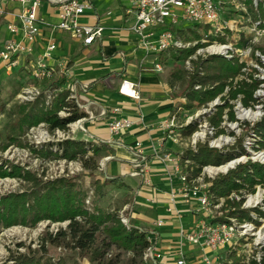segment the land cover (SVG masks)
I'll list each match as a JSON object with an SVG mask.
<instances>
[{
  "label": "built area",
  "instance_id": "1",
  "mask_svg": "<svg viewBox=\"0 0 264 264\" xmlns=\"http://www.w3.org/2000/svg\"><path fill=\"white\" fill-rule=\"evenodd\" d=\"M8 1L0 0V19L9 14L5 6ZM14 1L20 3L22 6L21 10L15 14L16 18L7 23V29L11 34V38H8L0 45V60L7 62L6 72L8 75H11L12 68L20 65L21 56H30L33 53L43 28L47 27L50 30V36L47 38V44L42 56L36 61L29 60L28 64H26V60L22 66L25 68L31 66V77L38 80L40 84L24 86L20 91V96L23 97V101H35L42 95L41 90L46 88L45 93L47 94L45 98L50 103L58 92L64 89L69 90V99H72L87 113L86 117L71 122L67 131L61 130L66 135L65 139H73L75 137L72 134L76 133L77 130L87 132L84 122L89 116L92 102L82 101L80 96L88 91V86L70 80L66 62H61L59 66L51 65L48 62L52 58V53L57 49L55 33L58 31L66 32L71 38L80 41L83 46L87 47L102 39L106 26L99 22L100 17L98 14L92 16L90 22L85 23L81 21V18L85 16L87 11L93 8L91 0H58L56 6L58 8L59 20L56 23H49L44 16L39 14L41 0ZM128 1L129 5L126 13L134 16L128 26V30L139 37V48L145 52L146 57L152 54L157 55L156 60L148 61L153 64V70L156 72L164 70L163 61L159 57L161 54L174 50H187L194 47L197 43L211 42L208 47H205L212 50L210 55L232 59L238 57L235 55L237 51L244 52L246 51L244 49H251L257 35L264 33V18L260 12L264 8V0ZM234 9L238 11L241 17L245 18V22L250 24L248 28L243 27L244 30H240L239 32L240 34L245 33L252 36L250 44L242 46V50L238 49L237 44L232 41V39L237 41L241 38L240 34V37L232 36L227 38L224 43H220L219 41L220 37L225 35L227 28L231 27L228 15ZM111 14V12L107 13V15ZM183 20L199 23L193 29L202 35L200 40L193 42L185 39L183 32L187 34L191 32L190 29H172L174 24ZM237 22L242 24L241 21ZM205 26L209 27V32L200 31L199 28L203 29ZM217 44H219V48L216 49ZM201 47L204 46L202 45ZM195 52L186 59L188 67L191 66ZM255 55L257 59L263 58L264 60V55L260 52L255 51ZM239 58L244 59L243 57ZM260 62L263 64L262 60ZM248 68H245V70ZM56 75H64L66 77L65 85L61 87L52 85L58 77ZM46 81L47 83L50 81V83L45 84L44 82ZM195 88H200V85H197ZM119 93L138 102L141 100L140 84L126 78L121 80ZM121 112L120 107H114L110 113L108 109L103 108L101 115L107 116L108 113L110 115L108 130L111 137L106 140L103 138L91 139H96L98 143L107 144L111 147L121 146L125 148L130 154L129 162L134 166L132 175L139 178L140 187L143 189L150 188L156 194L159 190L152 183L151 169L148 163L149 158L142 149V143L136 142L134 147L129 148L120 139L122 133L133 124V121L122 116ZM65 113V111L60 112L61 115ZM177 114V112L173 111L169 120L159 125L164 136L151 142V156L155 161L162 164V171L170 183V190L166 194L168 198L167 212L180 216L179 201H182L187 206H195L192 210L194 214L201 213L198 220L192 226H189V228L185 229L181 226L180 246L172 254L175 257V264H187L186 244L199 248L201 251L200 264H232L233 261L229 258V253L224 256L219 253L221 249L225 248L229 252L235 251L238 253L243 264H261L264 255V218L259 217L255 210L257 208L264 210V186L258 185L254 192H232L227 197L218 198H215L209 192L212 180L235 169L241 163L242 158L245 159L242 163H246L250 160L248 159L249 157L245 154V156L236 157L219 166L205 165L200 172H195L196 165L194 162L184 157L186 151L197 150L198 142L204 141L207 137L213 138V141L210 143L211 146L208 144L212 148L224 149L223 147L227 144L219 142L222 141L223 134L217 135L216 129L210 125L206 130L200 128L188 136L190 138V141L187 143V146L190 147L188 150L173 152L165 149V144L168 140L178 145L182 143L183 137H185L183 130L177 131L175 129ZM140 120L143 124L145 123L144 115H141ZM40 125L47 126L44 123ZM59 130L57 129V132H61ZM44 134L46 138H49L47 132ZM104 158L108 162L114 159V156L109 155ZM105 178L110 179L107 176ZM149 200L153 202L154 197L149 198ZM228 200L232 202L242 201L241 209L248 210L253 219H258L260 223L257 224L251 220H240L239 218L229 216L228 212L231 208L229 206L226 207ZM127 207L128 204L123 207L120 216L124 224L133 226L123 216L126 213ZM164 224L165 220L159 218L152 223L149 229L137 226L148 233L149 245L145 251L144 259L150 264H162L163 262L164 254L157 248L156 238L159 234V228ZM209 250L217 251L218 255L216 257L210 256L208 254Z\"/></svg>",
  "mask_w": 264,
  "mask_h": 264
},
{
  "label": "rangeland",
  "instance_id": "2",
  "mask_svg": "<svg viewBox=\"0 0 264 264\" xmlns=\"http://www.w3.org/2000/svg\"><path fill=\"white\" fill-rule=\"evenodd\" d=\"M41 4L46 6L47 0H41ZM228 16L231 27L227 28L225 35L220 37V43H224L227 38L232 36L240 37V30H244L243 27L248 28L250 26L249 23L245 22V18L239 15L236 9L231 11ZM58 20V15H53L51 17V22H58ZM237 21H241L242 24ZM197 25H199L198 22L183 20L174 24L172 29L189 30L195 28ZM199 29L201 32H209V27L207 26L203 27V29ZM183 33V36L187 41H197V38L194 37V34L191 32L187 34L185 32ZM199 35L200 40L202 35L200 33ZM55 37L57 39V44H59V41L79 44L78 40L70 38L60 31L55 33ZM8 38H11V36L6 30V26L2 25L0 31V45H2ZM209 44H211V42L195 44L194 47H196V52L193 55L190 67H188L186 60H168L166 63L163 62L164 70L159 73H143L141 79L138 72L130 73L132 75L131 79L133 78L134 80H139L141 82L142 105L159 108L158 110H155L153 114L147 115V123L152 124L154 127L161 125L169 120L168 116L170 110L173 113V106H177L178 114L175 127L177 131L183 130L192 123L197 124V129L201 128L206 130L210 127L211 118L215 116L216 113L218 114V105L225 103L223 99L218 97L205 106L198 107L197 109L194 108L192 112L187 109L184 111L182 110V107L178 105L182 100L181 95L191 86L192 77L196 73H203L202 71H197L194 62L212 57V55H210L212 50L205 48L206 46L208 47ZM202 45L204 47H201ZM253 45L259 48L256 52L258 51L264 55V51L260 49L264 48V33L262 35H257L254 39ZM75 46L77 47V45ZM218 46L219 44H217L216 49L219 48ZM238 47V49H243L242 46L238 45ZM43 49L44 48H41V44H39V47L36 50L34 49L35 51L32 56L35 60H38L42 56ZM244 50L246 51H237V54L235 55L243 57L244 59L251 58L254 48L251 47V49ZM26 57V55L21 56L20 65L12 68L11 75H8L6 72L7 62L0 60V163L9 166L12 170H19L18 172L21 174L20 176L0 177V198L2 196L23 193L25 191L31 192L33 181L27 179V177L25 178V175L34 176L39 180H43V182L62 177L73 178L78 182L79 187L86 191V206L91 211L94 210L96 202L98 206L100 205L104 210L114 212L122 205L124 197L128 195L129 203L125 211L126 213H124L123 216L129 220L132 225H134L135 221H138V224L140 225L141 222H143L142 219H145L144 217H150L148 214L149 211L152 212L150 208H152L154 212L159 206L146 203V198H139L141 194L138 195L137 190H142L143 188L140 187V180L132 175L134 172V166L129 162L128 158L122 157V159H120L121 157H117V154L114 152L110 155L114 156V159L107 162L103 157L99 161L97 170H92L86 168L83 165V160L80 158L73 160L63 157L49 159L39 154L42 150L51 147L53 150H56L58 148V143L63 141L66 138V135L61 130H59L61 132H57V129L50 130L44 125L27 127V124L25 123V125L22 126L24 113L28 112L30 105L33 104L32 102L36 101H23V97L20 96L21 87L24 84L26 86V84L31 81L25 78V76H28L29 74H26L25 71L22 70V66L26 62ZM73 59L74 66L70 70L73 80L77 79L84 83L97 77L98 74L95 73V71H91L90 74L87 73L89 69H92V64L97 62L96 58H90L87 54L80 53ZM88 60L90 64H84V62ZM260 60H262L263 64H261ZM81 62H83V64ZM248 67L246 70L247 73H252L255 77L264 80L263 58L257 59L256 56L252 57V59L248 61ZM26 70L32 72V67L30 66L29 68H26ZM21 80H23V83L20 82ZM110 83L115 87L113 81H110ZM228 90L229 88L226 89L224 94H227ZM45 92L46 88H43L40 97H45L47 94ZM256 95L260 100L264 101V84L256 92ZM241 98L242 97H239V99H231L230 97H227V100H230L229 104L233 105V110L238 121H230L227 114L223 116L221 127L224 129V133L222 135V141L219 142L227 144L223 147L225 152H231L233 154L241 152V154H243L241 156H245L246 154L249 157L248 159L264 163V149L257 150L258 139L255 138L251 129L264 116V105H256L255 108H245L241 103ZM103 101H106V104L109 103V105H113V102H111L109 98H106V96ZM171 107L173 108L171 109ZM225 112H228V109H226ZM246 112L256 113L257 115L253 119L247 118L245 116ZM148 119L151 121L149 122ZM45 132L49 134V138L45 137ZM76 134L86 140L98 142L96 139H90L87 134L83 135L82 132L79 133L78 130L76 133H73L72 136L77 138ZM10 135H13V137L16 138L15 141L10 142ZM183 135L185 137H183L182 143L178 145L168 140L165 144L167 149L173 152L188 150L190 147L187 146V143L190 141V138L186 133ZM132 137L133 135L131 134V138ZM141 139L143 138L140 137V141ZM212 139L213 138L211 137H207L204 141L198 142L197 145L198 147L206 143L210 145L213 141ZM226 140H228V142H226ZM240 144L242 147L239 146ZM114 148L117 149V147ZM143 148L147 149L148 147L144 146ZM243 149L245 152L241 151ZM35 150H37L38 153ZM90 154L92 153L90 152L89 155ZM239 155L240 153L238 154V157H240ZM244 160L245 159L242 158L241 163ZM158 174L161 175L162 173ZM105 176L110 179L119 178L120 182H111V180L109 181ZM163 178H165L164 174ZM153 179L154 183L159 185L160 178L153 176ZM97 180H100V183L102 184L104 183L103 191L106 192L104 197H101L97 193L95 184ZM166 189H168V187ZM135 195L137 198H135ZM134 199H136V205ZM200 215L201 213L194 214L188 212L182 217L184 226H192L194 222L198 220ZM155 217L156 216L153 213L151 218L153 219ZM68 223V221L54 222L52 220H42L36 225H31L30 221L25 224L19 223L11 226H4L3 223H0V264H16V262H18L23 256L35 257V260L42 264L47 261L53 262L54 264H58V262L62 264H102V262L106 263L108 261L113 262V264H146L143 263L140 258L136 259L131 252H124L114 247L109 248L107 256L102 259L101 263L100 261L92 262L86 257H81L78 249L72 248L71 246L57 245L48 240L46 237L48 234L56 236L60 230L67 229ZM143 227L145 229L150 228V226L146 225H143ZM171 234L170 237L175 243H177L178 237L174 233ZM104 237L105 236L101 234L99 240H103ZM219 253L224 256L225 254H228L229 251L225 248L221 249ZM208 254L212 257H216L218 252L209 250ZM148 264L150 263L148 262Z\"/></svg>",
  "mask_w": 264,
  "mask_h": 264
},
{
  "label": "trees",
  "instance_id": "3",
  "mask_svg": "<svg viewBox=\"0 0 264 264\" xmlns=\"http://www.w3.org/2000/svg\"><path fill=\"white\" fill-rule=\"evenodd\" d=\"M260 12L264 18V8ZM190 31L199 40V32L194 29H190ZM240 35L241 38L237 41L232 39V41L237 46H248L252 36L245 33ZM253 48L252 56L249 59H241L239 57L228 59L223 56L212 55L209 59L194 62L197 71H202L203 73H196L191 79V86L181 95L182 100L178 105L182 107V110L185 111L187 109L192 112L194 108L205 106L218 97L223 99L225 103L218 105V114L216 113L210 120L211 125L217 131L216 134L220 135L224 133L221 123L225 114H227L230 121H238L233 105L229 104L230 100H227V97L231 99L242 97L241 103L245 108H255L256 105H264V101L260 100L256 95V92L264 84V80L255 77L252 73H247L245 70L248 61L256 56L255 51L259 49L254 45ZM260 49L264 51V48ZM195 50L196 47L184 51L174 50L167 53L168 56H166L167 54H161L159 57L164 62L168 60H186ZM26 74L29 75L25 76V78L31 80L30 83H27L28 85L40 84L38 80L31 77L30 72H26ZM20 82L23 83V80ZM65 82L66 77L59 75L52 85L61 87L65 85ZM44 83L48 84L50 81ZM197 85H200V88L196 89ZM24 86L25 84L21 89ZM227 88L229 90L227 94H224ZM69 96L70 91L64 89L58 92L50 103L47 102L45 97L38 98L35 102H32L33 104L30 105L29 111L24 113L22 126L26 123L27 127H35L44 123L50 130L60 129L67 131L71 122L87 116V113L72 99H69ZM177 109V106H175L174 110H172L177 112ZM226 109H228V112H225ZM61 111L66 113L61 115ZM251 129L255 138L258 139L257 150L264 149V116ZM196 130L197 124L192 123L184 128L183 132L191 135ZM9 138L10 142L16 139L13 135H10ZM239 146L242 147L241 144ZM35 151L38 153L37 150ZM241 151L245 152L244 149ZM90 152L92 154L89 155ZM114 152L115 149L107 144L83 138H71L64 139L58 143L56 150L51 147L42 150L39 154L49 159L63 157L73 160L80 158L86 168L97 170L99 161ZM239 153V156L243 155L241 152ZM238 154L225 152L224 149L212 148L206 143L199 146L197 150L186 151L184 157L194 162L196 165L195 172H200L205 165L219 166L235 159ZM18 171L0 163V177L20 176L21 174ZM24 177L33 181L31 192L25 191L0 198V223H3L4 226L19 223L25 224L28 221H30L31 225H36L42 220L68 221L66 230H60L56 236L48 234L46 236L48 240L57 245L71 246L78 249L81 257H86L92 262L100 261L101 263L102 259L107 256L109 248L114 247L124 252H131L136 259L140 258L143 263L148 264V261L144 259L145 251L149 245L147 231L141 230L134 225L128 226L124 224L120 216L123 207L129 203L128 195L124 197L122 205L114 212L104 210L96 202L94 210L91 211L86 206V191L81 189L78 182L73 178L62 177L43 182V180H39L34 176L25 175ZM108 180L120 182L119 178ZM95 184L98 195L104 197L106 195V192L103 191L104 183L102 184L100 180H97ZM258 185L264 186V163L248 160L246 163L238 164L235 169L227 174H222L212 180L209 192L215 198L227 197L232 192H254ZM226 203V207L229 206L231 208L228 212L229 216L240 220H251L257 224L260 223L258 219H253L248 210L241 209L242 201L232 202L228 200ZM255 211L259 217L264 218V210L257 208ZM101 234L105 237L100 241ZM228 256L233 261L232 264H243L240 256L235 251H230ZM132 260L134 261L133 258ZM16 264L42 263L35 260V257L23 256ZM44 264L54 263L47 261ZM58 264L62 263L58 262ZM102 264H113V262H102ZM261 264H264V255Z\"/></svg>",
  "mask_w": 264,
  "mask_h": 264
},
{
  "label": "crops",
  "instance_id": "4",
  "mask_svg": "<svg viewBox=\"0 0 264 264\" xmlns=\"http://www.w3.org/2000/svg\"><path fill=\"white\" fill-rule=\"evenodd\" d=\"M57 1L58 0H47L46 6H43L42 4L40 6L39 14L44 16L49 23H56L51 22V17L53 15H58V8L56 6ZM91 1L93 4V8L87 11L85 16L81 18V21L85 23L88 21L90 22L91 17L95 14H98L100 17L99 22L106 26L102 39L87 47L83 46L80 41L79 44L59 41V44H57V49L54 51V53H52V58L48 60V62L54 66H59V64L63 61L66 62L67 68L69 70V78H71L70 80L82 83L80 80L72 79L70 70L74 66L73 58L80 53H85L90 56V58L93 57L97 59V62L92 64V69H89L87 72L90 74L91 71H95V73L98 74L97 77L90 79L89 82L82 83L88 86V91L81 94L80 97L83 102H92V104L90 106L89 116L84 122V125L87 128V132L79 131V133L82 132L83 135L87 134L90 139L96 137L103 138L105 140L109 139L111 137L108 130V121L110 119L109 113L114 107H120L122 110L121 115L133 121L132 126L122 133L120 139L122 142L128 145L129 148L134 147L136 142H141L142 147H148L147 149H142L149 158L148 163L151 169L152 183L159 190L158 192H156V194H154L150 188H145L140 192L137 190L138 195L141 194L139 198H146V203L155 204L156 206L158 205L159 208L154 212L153 209L150 208V210L152 211L150 212L148 210V214L150 215V217H144L145 219H142L143 222H141L140 225L138 224V221H135L134 225L142 227L143 225H146L151 227L154 221L159 218H163L165 220V224L158 230L159 234L156 238V246L164 254L162 264H175V257L172 256V254L176 252L180 246V228L181 226L185 229L189 228V226H184L182 217H184L188 212L193 213L192 210L195 208V206H187L182 201H179V208L181 210L180 216L169 214L167 212L168 198L166 194L170 190V183L166 177L163 178L164 173L162 171V164H160L158 161H155V159L151 156V142L153 140L161 139L164 134L159 125L157 127H154L152 124L146 122L147 115L153 114V112L155 110H158L159 108L155 106H143L142 100L138 102L133 98L124 97L119 93L121 80L123 78H126L130 81L140 84L142 99L141 82L139 80H134L133 78L131 79L132 75L130 73L138 72L140 79L143 73H159L154 71L153 64L151 62H148L156 60L157 55L152 54L146 57L145 52L139 48V37L128 30V26L131 23L132 18L134 17L133 15H128L126 13V9L129 5L128 0ZM5 6L9 14L0 19V31L2 25H5L6 30L8 31L7 23L16 18L15 14L21 10L22 5L15 2L14 0H9ZM108 12H111L112 14L107 15ZM8 33L11 36L9 31ZM64 34L70 37L68 33L65 32ZM49 36L50 30L47 27H44L41 36L38 38V43L36 44L35 50L39 47V44H41V48H44V52L45 46L47 44V38ZM75 45H77L78 48ZM33 53L30 56H27L26 64H28L29 60L36 61L32 56ZM162 61L164 62L163 59ZM81 63L83 64V62ZM85 63L86 65L90 64L89 60L85 61L84 64ZM22 70L25 71V73L29 72L25 67H22ZM110 81H113V83H115V87L112 86ZM105 96L106 98H109L111 102H113V105H109V103L106 104V101H103ZM173 107H171V109ZM103 108L108 109L109 113L107 116L101 115V111L103 110ZM141 115H144V124L140 122ZM171 115L172 112L170 110L168 117L170 118ZM148 120L149 122L151 121L150 119ZM131 134L133 135L132 138ZM76 136L77 138H81L77 134ZM140 137L143 138L141 139V141ZM114 149L117 157H121L120 159H122V157H126L128 159L130 158V154L125 148L118 146L117 149L119 150H117L116 148ZM165 149H167L166 146ZM158 173L162 174L159 175ZM153 176L160 178L159 185L154 183ZM167 187L168 189H166ZM152 196L154 197L153 202L149 200V198H152ZM135 198H137L136 195ZM134 203L136 205V199H134ZM153 213L156 217L152 219L151 217ZM171 233H174L178 237L177 243H175V241H173L170 237L172 235ZM185 251L187 264H200L201 251L198 247L186 244Z\"/></svg>",
  "mask_w": 264,
  "mask_h": 264
},
{
  "label": "bare ground",
  "instance_id": "5",
  "mask_svg": "<svg viewBox=\"0 0 264 264\" xmlns=\"http://www.w3.org/2000/svg\"><path fill=\"white\" fill-rule=\"evenodd\" d=\"M256 115H257L256 113H252V112H246V113H245V116H246L247 118H251V119L255 118Z\"/></svg>",
  "mask_w": 264,
  "mask_h": 264
}]
</instances>
